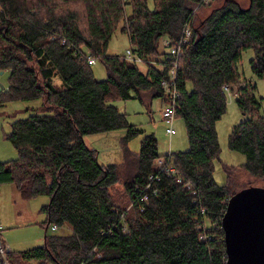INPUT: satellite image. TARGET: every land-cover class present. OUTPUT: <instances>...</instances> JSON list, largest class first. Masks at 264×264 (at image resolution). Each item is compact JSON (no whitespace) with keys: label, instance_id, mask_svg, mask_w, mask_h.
<instances>
[{"label":"trees","instance_id":"1","mask_svg":"<svg viewBox=\"0 0 264 264\" xmlns=\"http://www.w3.org/2000/svg\"><path fill=\"white\" fill-rule=\"evenodd\" d=\"M238 1L226 0L196 25L201 0H0V73L9 76L0 105L43 100L37 114L12 124L7 139L19 158L0 162V186L13 184L25 200L50 198L42 208L44 246L11 252L12 264H227L222 220L238 192L231 191L233 167H225L227 184L220 186L213 166L221 153L216 125L228 107L225 86L238 87L236 103L246 118L234 126L229 149L245 157L241 169L264 179L261 103L256 85L241 83L239 72L251 49L252 72L264 80V0H249L247 8ZM187 23L192 40L179 64L176 117L184 120L189 150L172 157L197 196L163 177L158 195L150 192L144 205L140 196L162 157L158 141L146 136L140 152H131L128 141L143 131L111 101L169 100L162 82L171 65L162 43L179 40ZM119 28L146 72L108 54ZM89 56L104 63L106 80L95 78ZM121 129L123 162L101 165L85 137ZM120 185L128 210L114 198ZM53 225L72 232L51 234Z\"/></svg>","mask_w":264,"mask_h":264},{"label":"rangeland","instance_id":"2","mask_svg":"<svg viewBox=\"0 0 264 264\" xmlns=\"http://www.w3.org/2000/svg\"><path fill=\"white\" fill-rule=\"evenodd\" d=\"M225 2L226 0H212L209 5L200 8L196 13V25L203 22L214 9L221 7ZM237 3L242 8L249 6V0H242ZM164 42L161 49L169 52V48H164ZM129 49H131L129 36L122 33L121 28H119L109 44L108 54L124 57ZM254 58V50L245 51L239 65V72L241 83L249 82L252 85H256L255 97L261 103L259 114L264 116V80L257 78L252 72L251 61ZM139 68L142 72L147 71V65L139 64ZM92 71L95 78L99 81H104L108 78L107 68L101 61H97L96 65L92 67ZM0 83L6 90L9 88L8 74L0 78ZM226 95L228 102L227 111L216 125L221 153L219 159L213 162L214 179L218 185L225 186L227 184L225 167H233L232 193L240 192L249 187L264 188V179L254 178L244 169H241L245 164V157L229 149V137L234 126L246 118L236 103L237 97L235 94L231 92ZM111 104L126 115L130 125L143 131V134L128 141L127 145L131 152L139 153L142 141L149 135H153L157 139L161 156L189 150L187 129L182 118L176 117L174 120L173 129L176 134L173 137L166 133L171 126L163 118L167 105L161 98L146 99L144 102L138 98L126 102L120 99H113ZM42 107L43 100L32 102L11 101L4 106L0 105V162L6 163L19 158L18 151L7 139L11 132L12 124L18 120L28 118L30 115L37 114L39 110H42ZM126 135V129H121L86 136L84 140L88 148L97 151L99 163L103 166H108L123 162V145L125 144ZM114 198L119 201L121 207L126 205L127 210L130 208L128 197L121 185L115 188ZM49 202L50 198L47 196L25 200L13 184L0 186V225L4 230L1 234V239L6 246L10 247L13 253L25 252L44 246L47 216L42 213V208L47 206ZM52 227L49 230L51 234L70 235L72 232L70 227H64L57 232H52Z\"/></svg>","mask_w":264,"mask_h":264},{"label":"built area","instance_id":"3","mask_svg":"<svg viewBox=\"0 0 264 264\" xmlns=\"http://www.w3.org/2000/svg\"><path fill=\"white\" fill-rule=\"evenodd\" d=\"M212 0H201V5L207 6L211 3ZM198 7V8H199ZM197 8V9H198ZM192 40V27L191 24L187 23L182 31L181 37L179 40L172 42L169 40H165L164 47L169 48L167 60H169V64L171 65L169 70L167 71L166 78L162 82V87L169 97V100L166 102L167 108L165 109L163 113V118L166 121L168 125L171 126V128L167 129L166 133L173 137L176 134V131L173 129V123L176 118V106L177 101L180 98V92L177 84V78H178V70H179V64L180 60L183 57L184 54V48L190 44ZM65 42V41H64ZM125 59L131 63L136 64H144V61L142 58H140L136 53L134 47H131V49L127 50L126 55L124 56ZM87 62L89 66H95L97 63V60L91 56L87 57ZM226 93H234L235 96H238V88H231L229 86H225ZM163 177H166L168 179H172L177 184L182 185L184 187V190L190 194L192 197L197 196V191L195 189V186L191 182H184V179L182 177L181 172L176 168L174 164V158L172 157V154L167 156H162L160 158H157L153 165V172L150 174L147 180V184L145 187V192L142 193L140 196V203L141 204H147L149 201V195L150 192H152L153 196H157L159 192V188L157 185L161 183V179ZM201 214L204 215L205 211L202 209ZM205 229V227L201 226L200 229ZM59 230V227L56 225H53L52 232H57ZM3 227L0 225V264H12L9 260V254L12 252L10 250L9 246H6L2 239L1 234L3 232ZM123 231L127 233L126 226L123 227ZM207 237L203 231V233L200 236V239L205 240Z\"/></svg>","mask_w":264,"mask_h":264},{"label":"water","instance_id":"4","mask_svg":"<svg viewBox=\"0 0 264 264\" xmlns=\"http://www.w3.org/2000/svg\"><path fill=\"white\" fill-rule=\"evenodd\" d=\"M4 90L0 83V93ZM222 228L227 264H264V188L249 187L232 196Z\"/></svg>","mask_w":264,"mask_h":264}]
</instances>
